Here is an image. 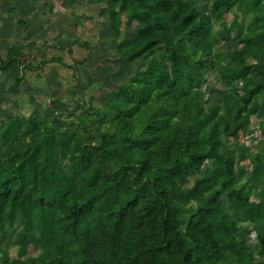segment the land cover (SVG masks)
I'll list each match as a JSON object with an SVG mask.
<instances>
[{
	"label": "trees",
	"instance_id": "obj_1",
	"mask_svg": "<svg viewBox=\"0 0 264 264\" xmlns=\"http://www.w3.org/2000/svg\"><path fill=\"white\" fill-rule=\"evenodd\" d=\"M95 2L135 22L106 37L123 77L97 63L114 85L97 103L75 83L49 117L0 115V264H264V0ZM34 47L27 32L0 71L19 85L60 63L77 82L86 57L34 65Z\"/></svg>",
	"mask_w": 264,
	"mask_h": 264
},
{
	"label": "rangeland",
	"instance_id": "obj_2",
	"mask_svg": "<svg viewBox=\"0 0 264 264\" xmlns=\"http://www.w3.org/2000/svg\"><path fill=\"white\" fill-rule=\"evenodd\" d=\"M3 1L0 0V23L4 19L3 27L1 28L0 25V56L4 55V50L8 46L24 43L27 32H30L31 37L35 38L36 47L27 52L29 56L24 59L32 61L34 65H37L42 58L52 54L60 56L65 63L70 64L73 57L80 59L84 56L83 50L78 46L82 42H88L89 52L87 63L79 65L76 69L77 82L72 71L60 63L48 64L40 73L24 67L26 83L24 82L17 90L11 86V79L2 85V87L5 86L3 90L5 96H0V104L2 101V105H5L6 108L0 110V114L27 115L34 111L36 115H48L49 117L51 114L49 110L53 108V104L62 103L63 105L65 102H74L67 94V88L75 83H77V87L75 86L74 96L88 99L92 95L93 103H97L101 98L100 93L114 87L112 80L104 82L100 79L104 73L101 72L102 74L97 76L96 64L101 62L109 64L111 66L109 75L122 70L123 58L111 55L114 42L109 43V38L104 36L108 33L113 35L115 33L114 22H118L124 30L125 37H133L135 22L127 19L123 10H115L110 20L104 22V18H100L97 12L100 5L95 1L23 0L22 4L18 5L19 8L15 4L17 0H9L8 7ZM199 2L200 12L209 11V0H199ZM2 7L4 12L1 10ZM20 19L26 22L22 27H18ZM221 45L226 49H235V43L229 35L225 36ZM24 51L26 52V49ZM88 74L94 75V82L89 83ZM114 75L123 77L122 72L119 75L114 73ZM223 87L222 81L215 74L209 77V82L205 86L207 91ZM20 90L22 91L20 92ZM53 95L58 98V101L52 104L51 96ZM258 119V117H254L256 123ZM238 140L248 144L252 142L241 134H239ZM229 141L232 144L235 140L229 138ZM236 170L239 176H246L249 174V164L242 162L236 165Z\"/></svg>",
	"mask_w": 264,
	"mask_h": 264
},
{
	"label": "crops",
	"instance_id": "obj_3",
	"mask_svg": "<svg viewBox=\"0 0 264 264\" xmlns=\"http://www.w3.org/2000/svg\"><path fill=\"white\" fill-rule=\"evenodd\" d=\"M22 1L23 0H17V2H15V4H16V6H18V5H21L22 4ZM90 1H95V0H90ZM8 2H9V0H4L3 1V3L8 7ZM16 7H14V9H15ZM18 8H19V6H18ZM3 7L1 8V10L3 11ZM16 10H17V8H16ZM97 10H98V8H97ZM115 11V10H114ZM113 11V12H114ZM4 12V11H3ZM112 12V13H113ZM112 15V14H111ZM110 18H111V16H109V20H110ZM2 21H4V19H2ZM1 21V23H0V25H1V28L3 27V22ZM20 21H24V20H22V19H20L19 21H18V24H19V22ZM104 22H107V21H105V20H103ZM25 22V21H24ZM26 23V22H25ZM18 27H22L20 24L18 25ZM104 29H106L105 27H103ZM2 31V30H1ZM102 31V30H101ZM100 31V32H101ZM1 35H2V33H1ZM110 35H112V34H106L104 37H107V36H110ZM32 39H34L35 40V38L34 37H32ZM109 41V43H111V42H114L113 44V48H114V46H115V44H116V42H115V40L114 39H112V38H109L108 39ZM36 41V40H35ZM13 45V44H12ZM18 45V44H17ZM78 46H80L81 47V49L83 50V54H84V56L83 57H88V52H89V50L88 49H86V50H88V51H86V50H84L85 48L83 47V45H82V43L81 44H79ZM9 47V46H8ZM7 47V48H8ZM6 48V49H7ZM84 48V49H83ZM113 48H111V49H113ZM4 51H6V50H4ZM1 53H2V51H1ZM3 56V55H2ZM32 57V56H31ZM83 57H81V58H83ZM73 58H75V57H73ZM22 59H24V58H22ZM8 79H11L12 80V87L14 88V90H17V88H19V86H21L25 81H22L19 85H15V83H14V81H13V78H12V76H11V70L9 69V70H7V71H0V96H5V93L3 92V90H4V87H2V85H4L5 83H6V81L8 80ZM26 83V82H25ZM22 90H20V92H21ZM5 101V99L3 100V102ZM3 103H2V101H1V104H0V110L2 111V110H4V108H6V106L5 105H2ZM3 107V109H1ZM32 112H34V111H32ZM0 115H2V114H0Z\"/></svg>",
	"mask_w": 264,
	"mask_h": 264
},
{
	"label": "built area",
	"instance_id": "obj_4",
	"mask_svg": "<svg viewBox=\"0 0 264 264\" xmlns=\"http://www.w3.org/2000/svg\"><path fill=\"white\" fill-rule=\"evenodd\" d=\"M257 134H258V132L255 133V135H257Z\"/></svg>",
	"mask_w": 264,
	"mask_h": 264
}]
</instances>
